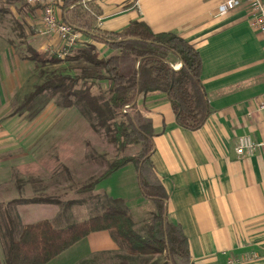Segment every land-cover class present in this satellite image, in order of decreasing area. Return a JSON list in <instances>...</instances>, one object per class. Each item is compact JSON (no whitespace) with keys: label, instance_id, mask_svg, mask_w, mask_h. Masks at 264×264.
Listing matches in <instances>:
<instances>
[{"label":"crops","instance_id":"crops-1","mask_svg":"<svg viewBox=\"0 0 264 264\" xmlns=\"http://www.w3.org/2000/svg\"><path fill=\"white\" fill-rule=\"evenodd\" d=\"M65 1L58 4L57 13L62 21L71 24L74 10L64 9ZM226 1L82 0L81 4L86 10L90 3L101 8L102 15L97 17L91 34L119 33L135 21H144L154 32L177 34L199 51L202 81L213 109L206 124L197 131L179 127L168 97L162 92L141 95L135 115L153 123L155 151L151 161L169 195L168 219L180 225L188 238L191 264H264V111L260 109L264 100V38L252 30L246 4L218 16V7ZM23 2L0 0L1 202L6 200V194L12 195L13 201L22 200L23 193L21 184L7 181L8 171L16 162L21 171L23 139L21 129L11 130L5 125L4 108L23 88V74L21 67L13 63L16 57L11 44L28 35L22 28L43 25V12L33 6L26 8ZM80 32L85 42L97 46L101 57L115 54L107 45L93 42ZM54 37L60 41L57 35ZM45 45L47 52L54 44ZM180 67L178 64L177 69ZM57 117L45 116L46 135L52 138ZM81 119L82 116L63 115L60 134L66 137V124L83 123ZM244 135L261 146L254 156L238 159L236 147ZM34 169L31 166V171ZM32 188L36 190L31 183ZM93 192L127 201L134 220L155 211L154 204L141 195L132 164L99 183ZM58 212L54 204H20L14 211L23 225L52 221ZM9 216L0 210V219ZM119 251L110 231L95 232L47 264H78L95 255ZM3 253L0 239V254ZM148 259L147 264H171L165 255ZM107 262L103 260L102 264Z\"/></svg>","mask_w":264,"mask_h":264},{"label":"trees","instance_id":"trees-1","mask_svg":"<svg viewBox=\"0 0 264 264\" xmlns=\"http://www.w3.org/2000/svg\"><path fill=\"white\" fill-rule=\"evenodd\" d=\"M81 2L65 1L64 9L74 10L71 24L93 42L107 45L115 54L101 57L93 43L74 49L75 55L68 60L84 64L80 73L53 76L36 87L26 104L50 92L53 97H59L62 108H77L81 116L90 121L95 132L104 130L118 149L139 145L137 155L112 162L104 174L79 192H93L99 183L132 164L137 171L141 195L154 204L155 211L150 214V226L144 235L136 231L131 211L124 205L126 202L107 196L103 197L100 215L65 228H58L49 220L23 225L19 216H9L3 219V239L6 238L7 242L5 259L0 260V264H47L90 234L101 231L111 232L120 251L95 255L78 264H102L103 260L109 261L106 264H147L148 258L155 255H165L171 264H191L188 238L180 225L168 219L169 195L156 176L151 161L155 151L153 123L135 117L133 112L141 95L162 92L168 97L177 125L190 131L200 130L213 113L202 81L201 55L181 36L156 33L144 21H135L119 33L94 31L91 34L102 11L93 3L87 10L83 9ZM32 53L30 60L39 69L62 62L50 51ZM176 64L181 67L176 69ZM104 84H107L109 95L107 102L93 92L96 85L102 87ZM11 204L62 203L51 197H35L15 200ZM106 256L108 258L104 259Z\"/></svg>","mask_w":264,"mask_h":264},{"label":"rangeland","instance_id":"rangeland-1","mask_svg":"<svg viewBox=\"0 0 264 264\" xmlns=\"http://www.w3.org/2000/svg\"><path fill=\"white\" fill-rule=\"evenodd\" d=\"M23 4L28 8L29 5L25 2ZM35 8L42 11L39 7ZM38 26L34 25L33 28H25V30L22 28L23 33L25 34L26 31L28 35L23 36L20 42L11 44L16 57L13 58V63L16 67H21L23 74V88L10 102V106L4 108L5 125L11 130L21 129L23 139L21 171L17 170L19 163L16 162L12 170L8 171L7 181L12 184L15 182L16 185L21 184L22 199L51 197L61 201V205H55L59 208V212L55 214L57 218L52 222L58 228H65L100 215L103 212L104 196L116 199L105 192L80 193L79 190L104 174L112 162L124 156L137 155L140 146L132 145L124 150L118 149L109 141L104 130L95 132L90 121L83 117L81 119L84 120L83 123L80 121L78 124L76 122L66 124L64 129L66 137L62 136L60 134L63 130L62 116L73 117L81 116V114L77 108H62L59 97H53L50 92L26 104L28 96L36 87L59 74L80 73V69L84 66L82 62L68 60V58L75 55L74 49L80 48L87 42L83 41L72 49L66 50V46L54 37L55 34L46 32L43 25L40 28ZM34 30H37L36 34H33ZM46 42L54 44L52 50L49 51L53 55H58L62 62L39 69L37 64L30 60V56L33 55V51L45 52ZM7 61L9 63V60ZM93 92L102 96L104 101H108L107 84L102 87L96 85ZM133 113L136 117L135 111ZM47 114L58 116L59 122L55 124L53 138L51 135H46L45 116ZM30 132L34 133L30 135ZM31 166L35 168V171H31ZM31 183L32 186L35 185L36 190L33 188L31 190ZM113 183V181L110 182L111 185ZM112 187L115 191V186ZM12 197L6 194V200L0 201V210L4 209L10 216L15 217L16 206L11 204ZM125 202V207H128L127 201ZM140 216L135 219V229L144 235L146 228L150 226L151 216L149 214ZM2 226H5V221L0 219V239L4 248V253L0 254V260L4 261L7 239H3Z\"/></svg>","mask_w":264,"mask_h":264},{"label":"built area","instance_id":"built-area-1","mask_svg":"<svg viewBox=\"0 0 264 264\" xmlns=\"http://www.w3.org/2000/svg\"><path fill=\"white\" fill-rule=\"evenodd\" d=\"M24 2L29 6L42 9L43 26L46 32L57 35L66 46V50H70L84 41L83 34L77 28L59 18L57 6L61 0H24ZM83 4L86 5V1H83ZM243 4L248 6L249 23L252 30L264 38V0H228L220 4L217 14L218 16H224ZM260 109L264 111V100L261 103ZM124 112L126 111L124 110ZM260 146L249 135L240 137L236 147L237 158L242 159L254 156Z\"/></svg>","mask_w":264,"mask_h":264}]
</instances>
